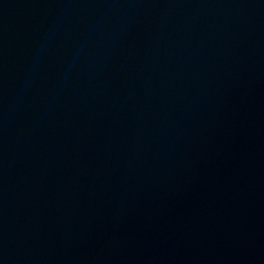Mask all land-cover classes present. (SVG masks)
Listing matches in <instances>:
<instances>
[{
	"label": "water",
	"instance_id": "water-1",
	"mask_svg": "<svg viewBox=\"0 0 264 264\" xmlns=\"http://www.w3.org/2000/svg\"><path fill=\"white\" fill-rule=\"evenodd\" d=\"M0 264H264V0H0Z\"/></svg>",
	"mask_w": 264,
	"mask_h": 264
}]
</instances>
